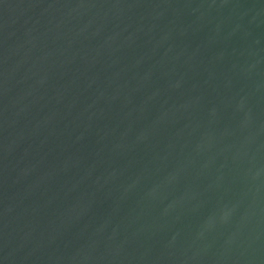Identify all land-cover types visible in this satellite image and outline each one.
Wrapping results in <instances>:
<instances>
[{"label":"water","instance_id":"1","mask_svg":"<svg viewBox=\"0 0 264 264\" xmlns=\"http://www.w3.org/2000/svg\"><path fill=\"white\" fill-rule=\"evenodd\" d=\"M0 264H264V0H0Z\"/></svg>","mask_w":264,"mask_h":264}]
</instances>
